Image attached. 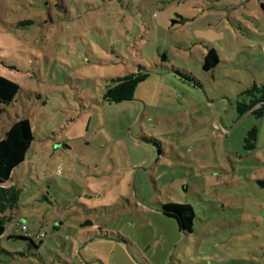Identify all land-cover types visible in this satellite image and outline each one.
Segmentation results:
<instances>
[{"label":"rangeland","instance_id":"1","mask_svg":"<svg viewBox=\"0 0 264 264\" xmlns=\"http://www.w3.org/2000/svg\"><path fill=\"white\" fill-rule=\"evenodd\" d=\"M262 3L0 0V77L19 85L0 139L17 117L34 137L0 264H264V107L237 111L264 86ZM139 68L132 99L103 100ZM166 202L192 207V232Z\"/></svg>","mask_w":264,"mask_h":264},{"label":"trees","instance_id":"2","mask_svg":"<svg viewBox=\"0 0 264 264\" xmlns=\"http://www.w3.org/2000/svg\"><path fill=\"white\" fill-rule=\"evenodd\" d=\"M261 6L264 8V3ZM217 63L218 58L215 50L209 48L203 58V69L211 70ZM141 69L139 68L136 72H127L122 77L111 80L105 87L102 95L103 100L118 103L132 99L137 84L148 77V73ZM18 91V83L0 77V113L5 110V106L14 101ZM257 92L262 93V95L256 96L255 93ZM244 94L249 97V101L237 102L239 115L242 116L248 111L257 115L262 114L264 107V86L261 88L252 86L245 90ZM255 138L256 129L253 127L247 132L244 139L246 149L250 150L254 148ZM33 139L28 119L19 117L11 123L4 137L0 139V238L5 232V218L2 214L6 211H13L17 206L18 199V190L14 186H5V183L9 180L12 170L24 161ZM258 182L264 185V178L258 180ZM161 212L175 220L180 232H192L194 212L190 205L166 202L161 205ZM23 239H28L31 244L37 245L30 238L23 237ZM38 243H41V240Z\"/></svg>","mask_w":264,"mask_h":264},{"label":"built area","instance_id":"3","mask_svg":"<svg viewBox=\"0 0 264 264\" xmlns=\"http://www.w3.org/2000/svg\"><path fill=\"white\" fill-rule=\"evenodd\" d=\"M22 229L25 230L26 227L24 225H22ZM35 237H36V239L40 240L42 237H44V233L43 232H38V233H36Z\"/></svg>","mask_w":264,"mask_h":264}]
</instances>
